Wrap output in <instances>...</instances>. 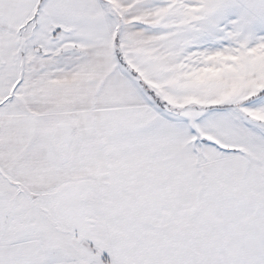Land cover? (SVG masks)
<instances>
[{"label":"snow or ice","instance_id":"1","mask_svg":"<svg viewBox=\"0 0 264 264\" xmlns=\"http://www.w3.org/2000/svg\"><path fill=\"white\" fill-rule=\"evenodd\" d=\"M0 264H264V0H0Z\"/></svg>","mask_w":264,"mask_h":264}]
</instances>
